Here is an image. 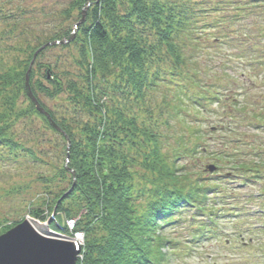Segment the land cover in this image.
<instances>
[{"label":"trees","instance_id":"16d2710c","mask_svg":"<svg viewBox=\"0 0 264 264\" xmlns=\"http://www.w3.org/2000/svg\"><path fill=\"white\" fill-rule=\"evenodd\" d=\"M51 10L49 15L59 13L63 22L77 11L76 23L46 29L47 19L33 18V26L43 25L49 33L35 38L38 44L29 50L26 62L0 72V96L15 87L18 92L3 98L15 101L23 93L29 111L61 132L66 142L62 177L70 173L72 180L47 203L54 218L40 206L30 215L50 219V227L66 235L73 231L65 220L77 219L74 231L83 232L85 240L76 264H170L180 249L171 237L173 226L186 218L189 207L195 208L192 219L199 222L192 236L197 242L216 235L217 213L227 216L230 211L226 203L234 196H227V186L217 182L221 179L197 176L195 167L204 156L230 165L242 163L256 178L264 172V149L251 144L246 131L234 125L242 110L260 129L264 103L263 111L256 110L258 100L242 103L222 95L226 90L211 78L218 73L229 76L233 67L225 60L214 74L198 67L209 62L204 54L210 47L202 40L212 38L214 44L229 43L245 61L257 60L250 65L264 71V51L259 54L264 26L251 30L264 21V0H69L67 6ZM250 17L252 22L244 26L250 31L237 33L235 24ZM213 28L219 30H209ZM71 45L76 47L83 84L64 81L52 62H42L53 47ZM37 73L42 77L36 79ZM110 78L113 90L107 85ZM66 90L75 109L94 114L95 122L58 116L41 99H55ZM9 117L0 111V144L14 149L19 145L9 131ZM204 119L219 124L223 136L216 148L207 146L213 131L202 127ZM76 121L83 125L79 135L72 126ZM220 200L223 210L213 204ZM201 213L210 215V224L200 221Z\"/></svg>","mask_w":264,"mask_h":264},{"label":"rangeland","instance_id":"374dc122","mask_svg":"<svg viewBox=\"0 0 264 264\" xmlns=\"http://www.w3.org/2000/svg\"><path fill=\"white\" fill-rule=\"evenodd\" d=\"M68 1L0 0L1 73L13 66H18L21 62H26V59L29 57V50H32L36 43L38 44V40L36 41L35 38L39 36L42 39L49 33L50 30L41 29L43 25L33 26V18H39L41 22L47 19L49 23L45 25L46 29L56 24L74 25L76 23L75 20L78 18L77 11L74 12L70 19H64V22L63 17L59 13L55 18L49 15L52 12L51 9L63 8L67 6ZM201 1L191 0L192 3ZM211 1L215 2L217 0ZM44 8H46V12ZM251 19L252 17L239 21L235 24V31L241 34L249 32L250 30H246V27L244 29V26L251 23ZM263 26L264 21H261L260 24L253 26L251 30H260L263 29ZM234 29L233 32H235ZM209 30L219 29L213 28ZM214 32L216 33L218 31ZM238 37L240 38V35ZM202 41L203 45L206 44V46L210 47L207 50V52L209 51L208 54H204V57L209 59V62L205 63L206 66L204 67L199 64V69L204 68L206 73L210 71L214 74L215 71L213 69L218 70L217 68L221 64V59L225 60L228 65L233 67L229 71V76L226 73H218L216 77L211 78L222 90H226L222 92V95L227 94L231 99L237 97V100H240L242 103L258 100L260 104L255 108L256 110L263 111L264 71L260 70L257 72V69L243 65L245 59L240 58L237 49L229 43H225V41L220 43L215 41V44L212 38L203 39ZM261 42V46H264V39ZM263 51L264 47H262L259 54L263 53ZM250 53L254 54L253 52ZM244 54L249 58L250 55L248 53ZM77 57L78 54L75 45L65 48L55 46L53 49L47 51L42 62H52L56 72L64 78V81L71 78L76 80L78 84H83V71L76 64ZM34 66L36 67V62ZM64 72H67V75H64ZM200 75L205 76V73L201 72ZM40 77H42L41 73H37L35 76L36 79ZM109 81L107 85L109 89L113 90V78H110ZM14 89L15 87L7 89L0 96V111L10 114L9 122L11 128L9 131L13 132L16 143L19 145L13 149L7 144H0V236L7 233L10 229L15 228L17 225L22 224L24 221L29 220L40 231L49 236H53V230L48 227L46 221L32 217L30 211L32 208L35 209L38 206L48 209L46 207L47 203L51 202L54 196L58 195L62 190L68 188L72 180V175L65 173V179L62 177V168L65 166L66 158V148L64 147L66 142L62 138L61 132L51 128L43 117L29 111L30 101L26 99L23 93H20L15 101L3 98L5 95H9L11 98L18 92V90L14 91ZM71 97V93L66 90L55 99H50L45 95H42L41 99L58 116H80L84 121L91 122L93 120L95 122L97 117L94 114L91 115L87 110L83 111L80 107L75 109V101L73 100V102ZM10 102H12L13 106ZM222 108H224L223 105L219 107V110ZM208 117L214 118L211 113L208 114ZM204 121L205 123H201L202 127L205 129L208 128L206 130L209 131L211 127L208 125L209 121L206 119ZM253 123L255 121L252 119V116H248L246 120L242 121L241 129L245 130L249 138L253 140L251 144H255L259 149H264V130L256 128L252 125ZM72 126L74 127L76 135L81 134L82 124L80 125L76 121ZM207 137L210 138L208 147L211 145V148H216L218 140L215 135L209 132ZM33 153L35 154L34 156L32 155ZM206 163L216 165L221 163L222 166L215 172H209L205 170ZM198 164L195 167L197 176L210 179L217 176V178L221 179L217 180V182L226 183L225 193L228 196L231 193L234 194L237 192L238 188L236 186L241 185L240 176L242 174H233L234 170L229 162H218L209 156H204V159L200 160ZM227 178L229 180L224 181ZM260 186L261 183H254L252 181L248 185L241 186L242 189L238 190V195L240 197V195L245 196L248 193L256 194L260 190ZM235 188L236 190H234ZM259 200L260 202H258ZM69 203L70 201H67L65 204ZM213 204L218 206L215 208L222 209L224 202L220 200L218 203L215 202ZM242 204H247V213L250 214L252 213L251 209L258 208L259 204L264 207V198H257L256 201H249L248 203L244 200ZM47 211L50 216L53 215V211L49 209ZM242 211L240 210L241 213H234L235 218L234 216L231 218L226 217V212L224 211L218 212L219 226H221V229H224L223 233H220L217 237H208L204 240L199 239L195 243V246L191 243L188 244L189 242L187 244L183 242V240L186 242L189 235V226H187V223H184L185 221L179 223L180 226L177 225L176 230L173 229L174 232L171 236L181 241V248L177 249L176 255L173 254L171 256L170 264H208L210 258L214 259L213 264H264V252L260 251L259 245L256 246L259 242L256 239L257 235L260 234L259 236H262L264 240V233L257 234V232H251V226H254L252 224L262 223L264 219L260 218V215L257 213L250 217L249 221L248 219L243 220L244 216L242 215L244 214ZM63 219L62 216V222ZM235 219L236 221L234 222H237L239 227L237 225H231V221ZM15 223L17 224L14 226ZM5 226L13 227L6 231V229L3 230ZM171 229L169 228V230ZM233 229H237L235 233H233ZM74 234L75 231L71 235L73 236ZM250 239L252 240L250 241ZM81 244L82 242H80ZM190 247L194 248V250L190 249Z\"/></svg>","mask_w":264,"mask_h":264},{"label":"water","instance_id":"95a60500","mask_svg":"<svg viewBox=\"0 0 264 264\" xmlns=\"http://www.w3.org/2000/svg\"><path fill=\"white\" fill-rule=\"evenodd\" d=\"M79 252L66 241L39 234L29 221L0 236V264H75Z\"/></svg>","mask_w":264,"mask_h":264},{"label":"bare ground","instance_id":"6f19581e","mask_svg":"<svg viewBox=\"0 0 264 264\" xmlns=\"http://www.w3.org/2000/svg\"><path fill=\"white\" fill-rule=\"evenodd\" d=\"M31 225H32L33 228L36 230V232H38L39 234H41V235H43V236H48L47 234L43 233V232L40 231L38 228H36V227H35L36 225H35L33 222H31ZM53 236L56 237V238H59V239L62 240V241H66V242H68L69 244L72 245V247H73L75 250H78L79 247H80V242H79L77 239H75V238H73V239L68 238V237H66L64 234H61V233H59V234L54 233Z\"/></svg>","mask_w":264,"mask_h":264}]
</instances>
